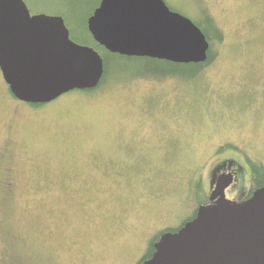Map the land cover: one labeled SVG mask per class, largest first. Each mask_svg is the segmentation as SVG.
Here are the masks:
<instances>
[{
    "label": "rangeland",
    "instance_id": "374dc122",
    "mask_svg": "<svg viewBox=\"0 0 264 264\" xmlns=\"http://www.w3.org/2000/svg\"><path fill=\"white\" fill-rule=\"evenodd\" d=\"M164 1L193 21L204 10L223 32L193 80L138 78L143 63L120 60L98 90L33 108L0 72V264H137L218 173L232 174L227 200L247 196L246 158L264 165V0ZM23 2L92 47L99 0Z\"/></svg>",
    "mask_w": 264,
    "mask_h": 264
},
{
    "label": "water",
    "instance_id": "95a60500",
    "mask_svg": "<svg viewBox=\"0 0 264 264\" xmlns=\"http://www.w3.org/2000/svg\"><path fill=\"white\" fill-rule=\"evenodd\" d=\"M95 43L109 53L175 64L204 63L209 41L164 0H99L87 19ZM0 72L9 93L43 105L71 91L95 89L104 73L93 47L69 36L61 16L31 15L23 0H0ZM232 174L219 175L211 205L174 232H163L141 264H264V186L227 200Z\"/></svg>",
    "mask_w": 264,
    "mask_h": 264
},
{
    "label": "trees",
    "instance_id": "16d2710c",
    "mask_svg": "<svg viewBox=\"0 0 264 264\" xmlns=\"http://www.w3.org/2000/svg\"><path fill=\"white\" fill-rule=\"evenodd\" d=\"M202 13H203V22L198 21V20H194V21L192 20V21L202 30V32L206 36V39L209 41L210 45H209L208 56H207L206 61L204 63H199V64H175L171 62L160 61V60L149 59V58L125 57V56H120L117 54H112L104 50L97 43H95V41L93 40L92 36L90 35V33L88 32L86 28L89 39H90L89 41L92 47L99 52V54L101 55L103 59L104 73H103V77L99 85L95 89L84 90L83 93H86V94L92 93L98 90L104 84H106L108 81V78L114 75L112 73L113 72L112 65L114 66L115 62L120 61V60L130 62V63L133 61L142 62L144 68H142L140 72L141 74L136 76L138 78L153 77V78L163 79L166 77H174V78L182 79L184 81H190L196 78L201 73L202 69L208 64H210L214 59L215 54L213 53V50H212L213 42L215 41V42L220 43L223 40V36H224L223 32L216 25L213 18L204 10L202 11ZM150 66H152L151 69H150ZM30 106L33 108H38V107H41L42 105H30ZM230 147L233 150H236V147L227 145V146L219 147L217 150V153L220 154L222 151H224V149L230 148ZM246 163L250 171V181H249V188H248L249 190L247 194V197H249L254 190L264 186V165H262L258 161H254L249 158H246ZM199 185H200L199 183L196 184L195 186L196 190H199V187H200ZM175 230L176 229H166L165 231L174 232ZM162 232L156 234L155 236L151 238L144 255L141 257V259L138 261L137 264H141L143 261L150 258V256L152 255L154 251L153 244L157 242Z\"/></svg>",
    "mask_w": 264,
    "mask_h": 264
},
{
    "label": "flooded vegetation",
    "instance_id": "af4514ba",
    "mask_svg": "<svg viewBox=\"0 0 264 264\" xmlns=\"http://www.w3.org/2000/svg\"><path fill=\"white\" fill-rule=\"evenodd\" d=\"M228 173H230V172H226V171H223V172H220V173H218L216 176H215V178H214V182H213V184H212V186H211V190H210V192L212 191V189L214 188V185H215V180H216V178L219 176V175H222V174H228ZM231 183H232V181H231ZM230 183V184H231ZM227 188V187H226ZM210 192H209V194H210ZM247 197V196H246ZM246 197L244 198V199H246ZM212 203H214V202H211L210 200H209V195H208V197L207 198H205V200L203 201V202H201L198 206H200V205H211ZM197 206V207H198ZM197 209V208H196ZM196 209H195V212H196ZM195 212H194V215H192L191 217H190V219H187L186 221H184L183 223H181L178 227H176V228H170V229H179L185 222H187V221H189V220H191L194 216H195ZM175 230V231H176ZM164 232H167V231H164ZM163 233V232H162ZM161 233V234H162ZM160 234V235H161Z\"/></svg>",
    "mask_w": 264,
    "mask_h": 264
}]
</instances>
